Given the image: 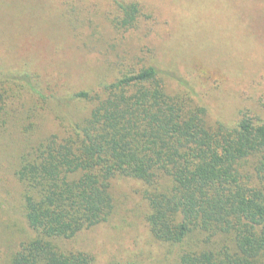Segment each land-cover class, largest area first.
<instances>
[{"label":"trees","instance_id":"obj_1","mask_svg":"<svg viewBox=\"0 0 264 264\" xmlns=\"http://www.w3.org/2000/svg\"><path fill=\"white\" fill-rule=\"evenodd\" d=\"M117 12L115 29H135L139 4L119 3ZM14 85L0 76L3 124L12 99L21 104ZM70 98L91 109L58 119L19 156L14 174L35 237L9 264H96L64 244L112 219L120 179L143 185L145 223L153 239L177 248L176 264H264V106L239 111L232 125L210 122L189 93L170 92L154 60Z\"/></svg>","mask_w":264,"mask_h":264},{"label":"rangeland","instance_id":"obj_2","mask_svg":"<svg viewBox=\"0 0 264 264\" xmlns=\"http://www.w3.org/2000/svg\"><path fill=\"white\" fill-rule=\"evenodd\" d=\"M119 3L141 7L135 29L112 26ZM150 60L170 92L189 93L210 122L232 125L241 110L260 113L264 0H0V76L21 102L12 99L0 119V264L35 237L14 174L20 154L55 131L58 119L88 113L91 104H76L72 92ZM113 184L112 219L64 247L92 253L96 264H176L177 248L153 239L145 223L143 185Z\"/></svg>","mask_w":264,"mask_h":264}]
</instances>
